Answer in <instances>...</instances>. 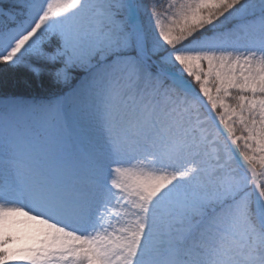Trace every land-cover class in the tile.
Returning a JSON list of instances; mask_svg holds the SVG:
<instances>
[{"label": "snow or ice", "instance_id": "snow-or-ice-1", "mask_svg": "<svg viewBox=\"0 0 264 264\" xmlns=\"http://www.w3.org/2000/svg\"><path fill=\"white\" fill-rule=\"evenodd\" d=\"M0 264H264V0H0Z\"/></svg>", "mask_w": 264, "mask_h": 264}, {"label": "trees", "instance_id": "trees-1", "mask_svg": "<svg viewBox=\"0 0 264 264\" xmlns=\"http://www.w3.org/2000/svg\"><path fill=\"white\" fill-rule=\"evenodd\" d=\"M29 80L28 73L25 69H8L0 70V98L4 96H20L26 99L33 97L38 99H47L50 96L59 95L61 91L58 88L38 87L36 83L31 86L25 84Z\"/></svg>", "mask_w": 264, "mask_h": 264}, {"label": "rangeland", "instance_id": "rangeland-1", "mask_svg": "<svg viewBox=\"0 0 264 264\" xmlns=\"http://www.w3.org/2000/svg\"><path fill=\"white\" fill-rule=\"evenodd\" d=\"M61 89L60 88H58V91H60Z\"/></svg>", "mask_w": 264, "mask_h": 264}]
</instances>
